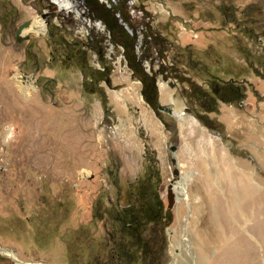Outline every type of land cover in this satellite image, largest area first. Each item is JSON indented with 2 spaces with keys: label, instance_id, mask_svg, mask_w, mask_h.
<instances>
[{
  "label": "rangeland",
  "instance_id": "1",
  "mask_svg": "<svg viewBox=\"0 0 264 264\" xmlns=\"http://www.w3.org/2000/svg\"><path fill=\"white\" fill-rule=\"evenodd\" d=\"M120 1L136 53L150 42L146 70H164L159 103L184 120L147 102L85 2L81 27L61 10L38 19L54 0H0V245L32 263L264 264V0H137L135 13ZM51 25L103 39L105 64L88 57L111 83L89 91L79 68L53 62ZM227 83L240 91L219 100ZM173 156L183 177L169 209ZM157 172L173 220L133 235L120 220L128 191ZM0 264L14 259L0 252Z\"/></svg>",
  "mask_w": 264,
  "mask_h": 264
},
{
  "label": "trees",
  "instance_id": "2",
  "mask_svg": "<svg viewBox=\"0 0 264 264\" xmlns=\"http://www.w3.org/2000/svg\"><path fill=\"white\" fill-rule=\"evenodd\" d=\"M83 1L87 5L92 19L98 20L104 25L105 29L110 34V41L114 44L123 46L126 61L132 69L133 75L138 76L143 82L142 93L144 98L153 105V107L158 108L160 103L157 76L159 73H164V70H155L154 72L146 70L144 61L152 58L151 45L148 41L142 56L136 53V32L131 27L128 15L125 11L124 2L117 0L116 3L111 2L110 5H108L100 0ZM120 20L126 23L128 27L130 26L134 33L131 34ZM49 35L50 42L54 44L52 61H61L65 66H75L79 68L84 74L83 84L86 89L93 91L91 87L97 86L101 81H106L108 84L111 83L109 78L110 70H108V68L101 70L93 66L88 57L89 50H95L98 54L99 62L103 65L105 64L104 50L101 44H99L100 46L98 45L103 39L99 38L95 41L88 37L85 40H69L61 33L60 27L56 25H51L49 27ZM225 86L232 87L235 96L240 91V88L232 83H227ZM102 97L103 104L106 106L107 96L102 94ZM218 97L219 100L225 101V98L222 96ZM153 178L154 176L145 179H136L128 191L130 203L123 209L126 213V217L123 218L122 216L120 220L123 226L131 231L133 235H135V231L146 226V224H153L154 226L161 225L162 228H165L173 220L172 212L166 208V204L158 191V185L161 182L159 173L157 172L154 180ZM135 244L140 245L141 241L137 240ZM121 249L123 251H128V246L124 245Z\"/></svg>",
  "mask_w": 264,
  "mask_h": 264
},
{
  "label": "water",
  "instance_id": "3",
  "mask_svg": "<svg viewBox=\"0 0 264 264\" xmlns=\"http://www.w3.org/2000/svg\"><path fill=\"white\" fill-rule=\"evenodd\" d=\"M51 1L53 2V0H51ZM112 1H114V0H112ZM59 9H60L59 6L57 4H55L49 10L44 11L43 14H42V17H44L46 19L49 16V13L51 11H58ZM120 22H122L125 25L126 29H128V31L132 34V30L129 29V27L126 25V23H124L122 20H120ZM30 23H31V21H27V22H24V23H22V24H20L18 26V28H17V30L15 32L17 42L21 43V42H23L25 40H29L30 39V37H31L30 34L22 32L23 28L28 26ZM158 109L161 110V111L167 112L168 114H170V115H172L174 117H177L180 121L184 120V118L180 117L179 112L174 110V108L171 107V106L161 105L160 104L158 106ZM170 150L175 155L176 151L178 150V145H176V144L170 145ZM172 163L175 165V169L173 170L174 179L171 180V183L168 185V188H167V202H168V208L169 209H172L174 207L176 201L178 200L177 196H176V193L174 191V182H175L176 179L180 180L183 177L181 175L182 171L178 167V160H177V158L175 156L172 157ZM0 248H1L0 252L2 254L8 255L12 259H14V257L10 253H7V250H10V249L3 248L1 245H0ZM15 261H16V259H14V264H16Z\"/></svg>",
  "mask_w": 264,
  "mask_h": 264
},
{
  "label": "bare ground",
  "instance_id": "4",
  "mask_svg": "<svg viewBox=\"0 0 264 264\" xmlns=\"http://www.w3.org/2000/svg\"><path fill=\"white\" fill-rule=\"evenodd\" d=\"M57 4H58V6H59V10H61L62 12H64V13H66V14H71V13H76V15H77V18H78V21H79V25L81 26V27H83V26H86V25H89V24H91L90 23V21L91 20H89V17H88V15L85 13V10H84V8H83V5H82V3L84 2H82V1H80V0H54ZM40 18H44V17H38V19H40ZM45 19V18H44ZM35 20H33V22H34ZM34 25H35V22H34ZM36 26V25H35ZM90 26V25H89ZM92 26V25H91ZM80 29V28H79ZM179 115H180V117H182V118H184L182 115L183 114H181L180 112H179ZM174 191H175V193H176V196H177V199H178V195H177V190H176V180H175V182H174ZM1 249V248H0ZM3 251V250H2ZM7 253H10L13 257H14V259H16V262L18 263V264H46V263H32V262H25V261H22V260H20L18 257H17V255H16V253L15 252H13V251H11V250H7ZM175 254V253H174ZM19 260V261H18ZM191 260L190 261H188V264H191Z\"/></svg>",
  "mask_w": 264,
  "mask_h": 264
},
{
  "label": "flooded vegetation",
  "instance_id": "5",
  "mask_svg": "<svg viewBox=\"0 0 264 264\" xmlns=\"http://www.w3.org/2000/svg\"><path fill=\"white\" fill-rule=\"evenodd\" d=\"M142 82V81H141ZM142 86H143V82H142ZM226 87V86H225ZM224 87V89H226L225 90V92H222V93H224V95L222 96L223 98H226V97H231V96H233L234 95V92H233V90H232V87H230V86H227L226 88ZM214 93L215 94H218L217 93V88H214Z\"/></svg>",
  "mask_w": 264,
  "mask_h": 264
},
{
  "label": "built area",
  "instance_id": "6",
  "mask_svg": "<svg viewBox=\"0 0 264 264\" xmlns=\"http://www.w3.org/2000/svg\"><path fill=\"white\" fill-rule=\"evenodd\" d=\"M136 1H137V0H129V2H130V7L132 8V10H133L134 13H135V11H136V9H135Z\"/></svg>",
  "mask_w": 264,
  "mask_h": 264
}]
</instances>
